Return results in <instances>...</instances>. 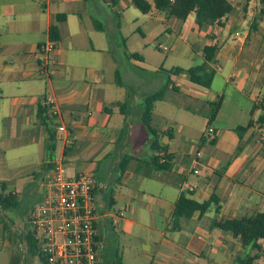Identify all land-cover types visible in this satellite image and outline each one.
<instances>
[{
    "label": "crops",
    "instance_id": "1",
    "mask_svg": "<svg viewBox=\"0 0 264 264\" xmlns=\"http://www.w3.org/2000/svg\"><path fill=\"white\" fill-rule=\"evenodd\" d=\"M106 5L115 15H122L125 7L127 10L130 8L128 3H121V0H0V74H9L10 79L8 83L0 81V90L4 92L6 86L14 91L9 92L10 95L14 94L10 132L13 136L22 135L23 143L43 142L46 148L48 132L37 119V107L43 104V100L28 98H43L47 95L58 98L63 122L67 127L66 133L57 131V120L52 119L54 139L60 141L59 156H63L65 163L69 154L81 151L87 163L84 172H93L97 181L104 184V188L95 194L100 264L106 263L109 250L108 237L100 231L101 226L114 229L123 227L127 232L135 227L148 232L153 227L160 238L158 242H152L151 252H144L150 258V264H233L241 251L240 243L230 232L212 227L211 223L214 220L240 218L264 209V145L260 143L261 140L264 142V132L256 122L262 112L257 107L264 101L260 94L258 97L254 93L259 83L252 81L250 74L248 76L241 68L244 36L241 39L234 38L230 44L225 37L220 41L217 34L206 31V44L216 43L219 47L210 65H229L226 73L219 74L223 79L219 93L211 90L213 82L206 88L207 91H200L201 99L206 102L218 98L222 101L211 122L205 117V125L200 133L203 144L208 140L204 138L205 128L211 125L215 132L214 141L208 153H203L202 148H199L186 160L179 159L176 164L171 161L170 169L156 170L147 163L150 156H140L139 142H136L139 137L144 144L150 145L151 134L148 129L140 125L136 136L133 126L129 131H122L126 115L124 117L121 112L118 117L114 107L122 103L119 99L124 91L112 89L111 83H108V88L104 84L105 67L117 60L116 54L111 51L115 37L107 30L106 24L111 19L116 29L119 26V21L113 18ZM163 22L170 23L174 28L189 23L192 33L201 31L194 22L193 14L184 22L174 17ZM53 27L56 28V43L50 55V75L47 78L40 77L37 75L35 50L40 43L54 40L50 32ZM169 29L168 26L166 30ZM40 80L45 81L44 87L37 82ZM118 80L115 73L114 83L124 88L126 84L123 79L121 84ZM165 82L163 80L160 87ZM173 86L177 91H183L179 83L173 82ZM187 88L190 92L193 90ZM228 89V93L231 95L233 92V98L237 100L231 101L226 96ZM246 93L253 105L244 108L238 98ZM165 99L164 95L162 100L157 101L153 111ZM176 107L183 106L177 104ZM167 116V121L176 126V131L166 126L153 127L161 133L160 143H163L161 136L164 134L169 141H175L176 133L184 129L180 122L169 120V114ZM163 118L165 121L164 115ZM249 120L252 125L239 138L235 128L245 125ZM163 144L168 145L174 159L170 145ZM52 145L54 151V141ZM65 149L67 154L64 156ZM188 151H193L192 145ZM125 155L132 158L125 170L120 171ZM49 163H52L50 159L42 161L47 171L51 170V166H47ZM142 168H145V172ZM195 168H198L199 173L193 172ZM79 173L82 172L76 174ZM113 181L120 183L124 191H115L111 187ZM131 182L138 186L136 190L126 185ZM181 194L198 202L214 196L220 207L219 212H216V206L212 203L204 213L196 211L190 217H180L194 220L190 235H186L178 221L180 218L175 220L172 216L174 203ZM116 198L129 203L136 199L146 202L152 226L127 216L124 210L114 214L107 212L106 209L115 205ZM127 206L130 214L134 215L133 205ZM118 259L122 262L120 257L116 261Z\"/></svg>",
    "mask_w": 264,
    "mask_h": 264
},
{
    "label": "rangeland",
    "instance_id": "2",
    "mask_svg": "<svg viewBox=\"0 0 264 264\" xmlns=\"http://www.w3.org/2000/svg\"><path fill=\"white\" fill-rule=\"evenodd\" d=\"M229 1L232 3L233 9L225 19H222V26L217 24L206 26L195 34L192 33L189 23L185 24L184 27L179 25L174 28L170 23L163 22L157 11L153 10L144 15L137 8L131 6L130 0H121V3H128L130 6L128 10L125 9L126 7L123 8L122 15L113 14L110 7L106 5L113 18L119 21V26L116 29L111 19H108L106 24L107 30L115 37L111 51L116 54L117 60L105 67L104 84L108 88V83H111L112 89L124 91V95L119 99L120 102L124 103L128 100L126 114L122 112L120 106L114 107L118 117H120L121 112L124 117L126 115L122 131H129V128L133 126V132L136 136L140 125L144 128L145 125L140 120L143 98L158 90L163 80L169 78L171 83L177 82L183 88L181 92L171 88L167 89L165 102L157 104L152 117L154 128L166 126L173 132L176 131V126L167 121V114H169V120H177L184 126L181 133H176L175 141H169L165 134L161 136L162 142L168 143L174 153L172 160L174 164L179 159L190 158L199 148H202V152L206 154L212 146L209 140L203 144L200 140V133L205 125V117L210 110L209 104L201 99L203 97L200 96V91L205 92L207 89L189 82L185 72L166 74L164 71L177 67L186 70L201 64L203 62L202 48L208 43L204 36L206 31L210 30L208 32L217 34L220 41L225 37L230 44L233 43L235 37L241 39L244 36L241 45L243 55L241 68L250 74L248 76L252 81L259 83V86H255L254 93L256 92L257 96L260 94L264 101V17L257 19L256 29L252 27L254 19L257 18L259 2L258 0ZM168 26L170 27L169 31L166 30ZM180 27L182 28L181 32H179ZM210 37L208 36V38ZM121 39H124V43ZM122 53H137L140 58H127L125 55L123 57ZM218 66L220 65H210L216 69L211 90L219 93L223 85V79L220 78L219 74L226 73L229 65H221L220 69ZM116 70L126 84L124 88H119L113 81ZM0 81L8 83L10 81L9 74H0ZM37 82L42 87L45 86L44 80ZM187 87H191L193 90L190 92ZM5 89L4 92L0 90V181H5L6 191H14L18 195L20 204L14 210H3L0 207V264H39V259L27 251L25 232L30 229V226L27 224L26 218L30 208L39 204L45 196L46 179L50 171L43 168L42 161L59 157L60 141L54 139L55 149L49 152L43 142L23 143L22 135L13 136L10 132V121L14 108L11 103L14 94L10 95L9 92L14 91H10L6 86ZM229 91L228 89L226 96L231 101L237 100L233 98L234 93L231 92L230 95ZM247 95L248 93L238 98L240 105L244 108L253 105V101L249 100ZM177 104H181L183 107L177 108ZM137 140L136 142H139L137 146L141 150L140 156L142 158L146 154L151 156L153 152L149 143L144 144L142 139L139 140V137ZM260 143L262 146L264 145L263 140ZM190 145L193 146L192 152L188 151ZM81 153L79 150L73 151L66 157L64 170L67 177H72L77 172H84L87 163ZM142 171L145 172V168H142ZM119 184L113 181L111 187L117 192L124 191V188ZM126 185L134 190L138 188L133 182ZM145 203L137 199L129 203L116 198L115 205L106 211L114 214L124 210L123 212L127 216H133L134 219L143 221L151 227L152 223L149 222L150 215ZM128 204L133 205L134 215L130 214ZM102 220L104 219H100V221ZM178 221L186 231V235H190L189 232L194 227V220L180 218ZM100 231L108 237L109 241L105 264H114L118 257L126 264H150L151 260L146 257L144 252H151L153 249L152 242H158L160 238L153 227L148 232L136 227L131 232H127L123 227L114 229L110 226H101ZM101 249L105 250V247L101 246ZM243 252L253 254L255 251L247 248ZM253 264H264V258L256 259Z\"/></svg>",
    "mask_w": 264,
    "mask_h": 264
},
{
    "label": "trees",
    "instance_id": "3",
    "mask_svg": "<svg viewBox=\"0 0 264 264\" xmlns=\"http://www.w3.org/2000/svg\"><path fill=\"white\" fill-rule=\"evenodd\" d=\"M258 2L259 9L257 12V18L254 19L252 23V27L254 29L257 27V19H262L264 17V0H258ZM131 4L143 14H148L155 10L162 15L163 20L174 17L179 21L184 22L189 15L193 14L194 22L199 29L206 26H212L214 24L222 26V19H225L233 9V5L229 0H131ZM50 32L52 35L51 37L55 40L56 28L53 27ZM121 41L124 43V39H121ZM218 50L219 47L216 43L206 44L202 48L203 62L201 64L190 67L186 70L177 67L164 71L166 74L185 72L188 76L189 82L204 88H209L216 74V69L210 67V64L214 61ZM125 56L127 58H140V55L137 53H125ZM116 75L117 79H119L118 83L121 84L119 72H116ZM168 88L177 90L169 78L162 87L143 98V109L140 118L141 122L151 134L149 146L153 154L150 156L147 163L156 170L170 169L171 161L173 159V154L169 152L168 145L160 143L159 137L161 133L152 126L154 104L164 98L165 92ZM221 102L220 98L216 101L207 102L210 106V110L206 115L209 122L216 117L221 106ZM127 105L128 100L119 104L124 114L127 112ZM257 108L261 109L262 112L258 116L256 122L264 132V104H259ZM37 119L48 132L46 149L49 152L53 151L52 144L54 141L55 131L51 124L52 118L47 114V106L44 103L39 104L37 107ZM251 125L252 122L249 120L245 125H239L235 128V132L238 134L239 138L242 137L243 132H245ZM213 141L214 139L210 140L211 143H213ZM66 154L67 149L64 150L63 155L65 156ZM123 158L124 159L119 167L120 171L125 170L132 156L125 155ZM50 160L52 159L50 158ZM51 164L49 163L47 166H51L50 168H52ZM5 187V181H0V207L3 210L17 209L20 204L18 195L14 191H6ZM212 203L216 206V212H219L220 207L214 196H212L209 200L198 202L188 198L184 194H181L174 203L172 216L176 220L182 216L190 217L196 211L201 214L204 213ZM26 222L29 225L28 217L26 218ZM211 226L228 231L237 238L240 243L241 251L235 257L234 262H236V264H253L256 259L260 257L264 258V209L240 218H226L218 221L214 220L211 223ZM25 243L27 251L32 256H36L39 259V264H49L45 260L44 256L39 252L37 241L34 238L31 229H27L25 232ZM247 248L254 250L255 252L253 254H245L243 251ZM114 264L123 263L120 259H118Z\"/></svg>",
    "mask_w": 264,
    "mask_h": 264
},
{
    "label": "built area",
    "instance_id": "4",
    "mask_svg": "<svg viewBox=\"0 0 264 264\" xmlns=\"http://www.w3.org/2000/svg\"><path fill=\"white\" fill-rule=\"evenodd\" d=\"M55 43V40H47L35 50L37 75L40 77L50 75L49 61ZM28 99L43 100L47 114L57 120L56 130L67 132L56 96H30ZM204 137L214 139L215 132L211 125L206 126ZM51 161L45 196L28 212L29 226L39 252L49 264H100L95 194L104 188V184L97 181L90 171L67 177L63 156ZM193 172L199 173L198 168Z\"/></svg>",
    "mask_w": 264,
    "mask_h": 264
}]
</instances>
